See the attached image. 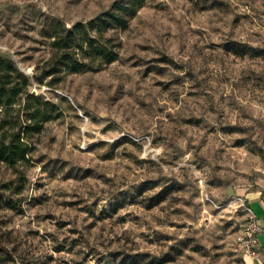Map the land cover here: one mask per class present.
Here are the masks:
<instances>
[{"label":"rangeland","instance_id":"1","mask_svg":"<svg viewBox=\"0 0 264 264\" xmlns=\"http://www.w3.org/2000/svg\"><path fill=\"white\" fill-rule=\"evenodd\" d=\"M115 1L0 0V59L50 116L25 161L0 162V264H242L241 194L264 186V0H144L106 32L114 62L46 76L55 31Z\"/></svg>","mask_w":264,"mask_h":264},{"label":"trees","instance_id":"2","mask_svg":"<svg viewBox=\"0 0 264 264\" xmlns=\"http://www.w3.org/2000/svg\"><path fill=\"white\" fill-rule=\"evenodd\" d=\"M143 2L116 0L95 19L55 31L50 43L51 54L43 63L46 76L99 70L114 62L118 45L113 44V38L106 36V32L113 27L123 28L127 22L125 17H132ZM27 84L23 73L0 59V162L9 166L25 161L29 135L50 119L43 109L46 103L30 94ZM31 102L38 105L29 112ZM21 104L22 108L15 111L14 107Z\"/></svg>","mask_w":264,"mask_h":264},{"label":"crops","instance_id":"3","mask_svg":"<svg viewBox=\"0 0 264 264\" xmlns=\"http://www.w3.org/2000/svg\"><path fill=\"white\" fill-rule=\"evenodd\" d=\"M241 196L252 210L257 225L262 228V232L257 236L256 257L249 258L242 255V264H264V186L254 191H245Z\"/></svg>","mask_w":264,"mask_h":264},{"label":"built area","instance_id":"4","mask_svg":"<svg viewBox=\"0 0 264 264\" xmlns=\"http://www.w3.org/2000/svg\"><path fill=\"white\" fill-rule=\"evenodd\" d=\"M240 201L247 218L240 234L237 237L236 243L238 250L242 255L249 258H255L257 255V236L262 232V228L257 225L255 216L250 207L246 205L243 199H240Z\"/></svg>","mask_w":264,"mask_h":264}]
</instances>
